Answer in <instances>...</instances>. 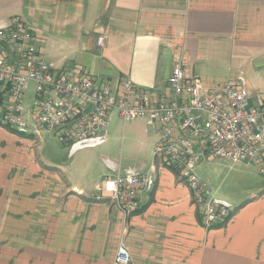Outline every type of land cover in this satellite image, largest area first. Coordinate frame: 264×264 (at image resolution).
I'll use <instances>...</instances> for the list:
<instances>
[{"label":"crops","instance_id":"0c3cea01","mask_svg":"<svg viewBox=\"0 0 264 264\" xmlns=\"http://www.w3.org/2000/svg\"><path fill=\"white\" fill-rule=\"evenodd\" d=\"M15 16L55 72L80 67L113 92L130 80L158 103L172 96L167 80L179 66L205 89L239 82L249 104H264V0H0V26ZM112 115L101 144L118 143V163L95 146L66 147L69 163L49 167L33 150L41 136L34 144L0 128V264H116L121 240L130 264H264V185L252 167H196L231 209L224 226L205 229L187 187L153 155L159 134L144 120L115 129ZM129 149L146 156L133 169L121 163ZM128 170L153 186L126 217L97 188Z\"/></svg>","mask_w":264,"mask_h":264},{"label":"built area","instance_id":"2783aa9c","mask_svg":"<svg viewBox=\"0 0 264 264\" xmlns=\"http://www.w3.org/2000/svg\"><path fill=\"white\" fill-rule=\"evenodd\" d=\"M104 42L105 36L97 38L98 46ZM38 43L19 17L0 26V128L33 141L43 132L50 133L61 146L71 147L72 153L84 143L94 147L105 142L113 113L123 123L144 120L159 134L154 157L187 187L205 229L224 226L231 209L216 201L197 177L200 163L245 164L264 178V104H249L242 83L205 89L198 78H187L174 66L167 80L172 96L153 103L130 80L113 92L80 67L55 72L43 59ZM30 82L35 96L31 107L25 108L24 93ZM152 186L151 176L128 170L104 177L97 192L128 217L141 210V196ZM130 260L121 240L115 263L130 264Z\"/></svg>","mask_w":264,"mask_h":264},{"label":"rangeland","instance_id":"374dc122","mask_svg":"<svg viewBox=\"0 0 264 264\" xmlns=\"http://www.w3.org/2000/svg\"><path fill=\"white\" fill-rule=\"evenodd\" d=\"M34 96H35L34 85H33V83L30 82L28 84L27 90L24 93L23 104H24L25 108L31 107ZM113 114L114 115H112V120H111L110 124H111V126H114L115 129H116V127H120L122 124H124V125L130 124V122H128V123L121 122L118 119L116 113H113ZM127 129L129 130L130 126H127ZM107 130H108V128H107ZM41 137H42L40 139L41 141L36 140L37 144L35 141L34 144H36V145L35 146L33 145V150L35 151L38 159H40L42 162H44L49 167L58 166V165H67L69 163V161L67 160V155L69 154L68 148L62 147L53 138V136L50 133L43 132L41 134ZM26 139L33 141L34 138L33 137H26ZM107 142L108 143L96 145L94 148H92L95 156H97L99 159L101 158V156L108 157L112 161H115L116 163H118V161H119L118 143L116 144V142L110 141V140ZM112 143H113V145H112ZM107 144L110 145L109 151L106 149ZM83 149L84 148H82V150ZM85 149H87V148H85ZM144 157L146 158L145 154H141V156L139 157L136 150L129 149L123 153L122 158H121V163L123 164V167L133 169V167L136 166V163L141 161V159H143ZM147 157H149L148 164L150 165L153 161L152 160L153 159L152 152H150V151L147 152ZM75 160H76V158H75ZM199 170H200V168H199ZM253 174H255V176H257L259 185L263 186L264 185V178L258 176L255 173V171H253Z\"/></svg>","mask_w":264,"mask_h":264},{"label":"water","instance_id":"95a60500","mask_svg":"<svg viewBox=\"0 0 264 264\" xmlns=\"http://www.w3.org/2000/svg\"><path fill=\"white\" fill-rule=\"evenodd\" d=\"M92 145V143L88 142V143H84L81 145V148H88Z\"/></svg>","mask_w":264,"mask_h":264},{"label":"trees","instance_id":"16d2710c","mask_svg":"<svg viewBox=\"0 0 264 264\" xmlns=\"http://www.w3.org/2000/svg\"><path fill=\"white\" fill-rule=\"evenodd\" d=\"M10 132H11V131H10ZM11 133L16 134V135H18V136H22V137H24L23 135L18 134V133H14V132H11Z\"/></svg>","mask_w":264,"mask_h":264}]
</instances>
